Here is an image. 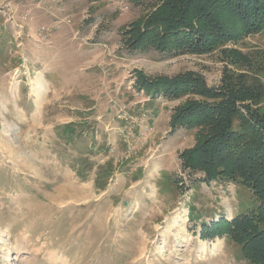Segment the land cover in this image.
<instances>
[{
  "label": "rangeland",
  "instance_id": "obj_1",
  "mask_svg": "<svg viewBox=\"0 0 264 264\" xmlns=\"http://www.w3.org/2000/svg\"><path fill=\"white\" fill-rule=\"evenodd\" d=\"M157 1L0 0V264H251L220 230L257 206L249 188L182 169L197 129L170 118L199 96L153 97L136 71L264 89V31L209 52L131 50L123 31Z\"/></svg>",
  "mask_w": 264,
  "mask_h": 264
},
{
  "label": "trees",
  "instance_id": "obj_2",
  "mask_svg": "<svg viewBox=\"0 0 264 264\" xmlns=\"http://www.w3.org/2000/svg\"><path fill=\"white\" fill-rule=\"evenodd\" d=\"M262 31L264 0H158L123 33L131 50L176 55L209 52L226 41ZM221 51L243 58L233 48ZM227 73L218 87H211L194 72L150 77L136 71V85L153 97L199 96L186 99L170 118L171 130L197 129L194 146L180 153L182 169L202 172L207 180H234L249 188L257 206L226 221L220 230L239 246L245 260L264 264V113L257 106L264 89L258 79L250 82L246 75Z\"/></svg>",
  "mask_w": 264,
  "mask_h": 264
},
{
  "label": "crops",
  "instance_id": "obj_3",
  "mask_svg": "<svg viewBox=\"0 0 264 264\" xmlns=\"http://www.w3.org/2000/svg\"><path fill=\"white\" fill-rule=\"evenodd\" d=\"M52 84L53 83H50L51 87L54 88L52 86ZM41 86H42V84H41ZM51 87H48V88L50 89ZM118 89H120V88H118ZM159 97H156V98H159ZM110 101H114V102L113 103H109ZM117 101H121V99L120 98H116V99L115 98L114 99L110 98V99L107 100V108H106L107 113L104 112V116L102 115V117H106L107 116V126L109 125L110 121H113L115 118H119L118 115L115 113L117 111V109H118L117 105L120 106V103H118ZM113 106H114L115 109L112 108ZM110 108H112L111 111H110ZM151 114L153 115V113H151ZM154 121L155 120L151 116L147 120V122H150V123H152ZM107 128L109 129V127H107ZM108 137H109V132H107V140H108ZM111 151H114V152L116 151L115 147L114 146L112 147V145L107 149V155H108V152H111ZM215 246H216V244H215ZM237 253L239 254L238 251H237ZM239 260L243 261L240 258H239Z\"/></svg>",
  "mask_w": 264,
  "mask_h": 264
},
{
  "label": "bare ground",
  "instance_id": "obj_4",
  "mask_svg": "<svg viewBox=\"0 0 264 264\" xmlns=\"http://www.w3.org/2000/svg\"><path fill=\"white\" fill-rule=\"evenodd\" d=\"M34 84H35V83H34ZM38 86H39L40 88H43V87L41 86V84H39ZM40 88H39V89H40ZM203 249H204V247H203Z\"/></svg>",
  "mask_w": 264,
  "mask_h": 264
}]
</instances>
